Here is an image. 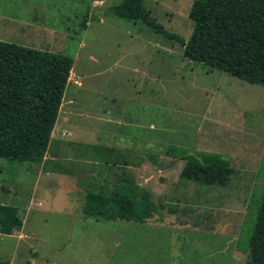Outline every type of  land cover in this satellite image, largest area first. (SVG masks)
I'll return each instance as SVG.
<instances>
[{"label":"rangeland","instance_id":"374dc122","mask_svg":"<svg viewBox=\"0 0 264 264\" xmlns=\"http://www.w3.org/2000/svg\"><path fill=\"white\" fill-rule=\"evenodd\" d=\"M119 1L0 0L1 41L72 58L54 126L60 154L0 158V204L22 220L0 234V260L248 264L264 181V86L185 58L175 40L107 11ZM191 1L143 4L186 39ZM169 149L219 153L233 174L223 187L181 179L184 160ZM121 177L145 189L155 211L141 223L83 216L86 191Z\"/></svg>","mask_w":264,"mask_h":264},{"label":"trees","instance_id":"16d2710c","mask_svg":"<svg viewBox=\"0 0 264 264\" xmlns=\"http://www.w3.org/2000/svg\"><path fill=\"white\" fill-rule=\"evenodd\" d=\"M143 3L120 0L107 11L119 18L140 20L175 40L189 60L264 86V0H192L187 12L192 25L186 39L163 30L148 16ZM85 22L84 16L80 28ZM71 65L72 58L63 53L0 40V158L42 161ZM168 152L184 160L181 179L223 187L233 174L219 153ZM113 181L111 188L102 182L86 191L83 216L143 222L155 211L145 189L127 177ZM21 222L16 207L0 204V234L18 231ZM246 247L248 264H264V181ZM0 264L8 262L0 260Z\"/></svg>","mask_w":264,"mask_h":264},{"label":"crops","instance_id":"0c3cea01","mask_svg":"<svg viewBox=\"0 0 264 264\" xmlns=\"http://www.w3.org/2000/svg\"><path fill=\"white\" fill-rule=\"evenodd\" d=\"M54 126L56 127L55 123H54ZM54 126H53V128H52L51 133H50L49 143H48L47 149H46V151H45V153H44V155H43V159H45V158H46V159H53V157H55V155H57L56 151L59 152V154H60V150H59L60 139H61V137H62L63 135H62V132L60 131V128L56 130V128H55ZM53 140H54L55 142H54ZM50 143H51L52 146L54 147V149H53L54 152H53V151H48ZM83 160H84V159H83ZM79 161H81V162H85V160H84V161L79 160ZM87 162H89V161L87 160ZM91 162H92V161H91ZM81 165H82V164H81ZM82 167H83V165H82ZM146 219H147V218H146ZM102 220H104V219H102ZM137 223H141V222H137Z\"/></svg>","mask_w":264,"mask_h":264}]
</instances>
